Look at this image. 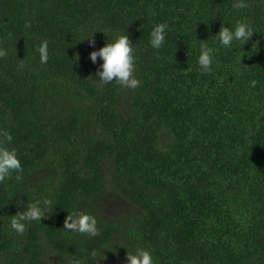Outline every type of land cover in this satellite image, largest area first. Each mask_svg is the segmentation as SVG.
Instances as JSON below:
<instances>
[{
    "label": "trees",
    "instance_id": "trees-1",
    "mask_svg": "<svg viewBox=\"0 0 264 264\" xmlns=\"http://www.w3.org/2000/svg\"><path fill=\"white\" fill-rule=\"evenodd\" d=\"M235 2L0 0V135L22 166L0 181V264H93L92 252L126 264L137 248L153 264H264V0ZM241 19L255 32L224 48L215 33ZM159 22L169 29L156 50ZM124 31L136 89L100 85L101 60L89 59ZM43 199L41 221L10 229ZM73 212L96 217L100 234L66 230Z\"/></svg>",
    "mask_w": 264,
    "mask_h": 264
},
{
    "label": "clouds",
    "instance_id": "clouds-1",
    "mask_svg": "<svg viewBox=\"0 0 264 264\" xmlns=\"http://www.w3.org/2000/svg\"><path fill=\"white\" fill-rule=\"evenodd\" d=\"M247 7L246 0H236L233 4L235 10ZM169 26L165 22L156 23L149 32V44L152 49L159 50L166 42ZM93 32L83 39H88L89 44H93L91 39ZM255 31L246 19L236 21L231 27L222 24L219 31L216 32V39L224 48H231L235 42H240V46L249 41ZM81 39V40H83ZM39 54V63L46 64L49 59L48 43L41 42L37 46ZM7 55V50L0 48V57ZM101 63L95 73L94 80L100 85H107L113 82L119 85L136 89L140 87L141 81L135 75L136 56L133 43L130 42L127 33H117L110 40H105L103 46L89 52V59L96 63L97 58ZM213 63L212 50L207 45H202L197 56V64L202 73L211 70ZM23 68V64L19 65ZM12 137L7 132L0 135V181L8 179L13 172L19 173L22 170L21 162L18 158L17 151L11 147ZM53 206L50 199L35 201L27 204L26 208L19 213L11 215L9 221L10 229L17 234H23L30 222L41 221L47 211ZM64 228L68 231L86 234L90 237H97L100 234L96 217L88 213H69L64 219ZM91 255L96 257L93 264L99 256L96 252ZM126 264H153V257L150 249L137 248L126 256Z\"/></svg>",
    "mask_w": 264,
    "mask_h": 264
},
{
    "label": "rangeland",
    "instance_id": "rangeland-1",
    "mask_svg": "<svg viewBox=\"0 0 264 264\" xmlns=\"http://www.w3.org/2000/svg\"><path fill=\"white\" fill-rule=\"evenodd\" d=\"M102 264H106L105 262H102ZM110 264H121L120 262L110 263Z\"/></svg>",
    "mask_w": 264,
    "mask_h": 264
}]
</instances>
